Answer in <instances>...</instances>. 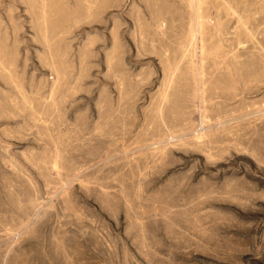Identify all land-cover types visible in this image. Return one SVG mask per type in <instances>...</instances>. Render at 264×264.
<instances>
[{"label": "rangeland", "instance_id": "obj_1", "mask_svg": "<svg viewBox=\"0 0 264 264\" xmlns=\"http://www.w3.org/2000/svg\"><path fill=\"white\" fill-rule=\"evenodd\" d=\"M0 264H264V0H0Z\"/></svg>", "mask_w": 264, "mask_h": 264}]
</instances>
